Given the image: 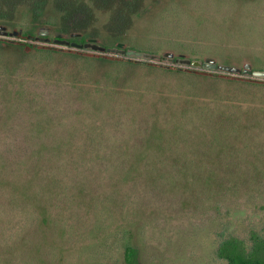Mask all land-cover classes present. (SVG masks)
Returning a JSON list of instances; mask_svg holds the SVG:
<instances>
[{
  "label": "rangeland",
  "instance_id": "rangeland-1",
  "mask_svg": "<svg viewBox=\"0 0 264 264\" xmlns=\"http://www.w3.org/2000/svg\"><path fill=\"white\" fill-rule=\"evenodd\" d=\"M0 27V264H228L264 234V80L52 42L264 70V0H0Z\"/></svg>",
  "mask_w": 264,
  "mask_h": 264
},
{
  "label": "water",
  "instance_id": "water-1",
  "mask_svg": "<svg viewBox=\"0 0 264 264\" xmlns=\"http://www.w3.org/2000/svg\"><path fill=\"white\" fill-rule=\"evenodd\" d=\"M3 30L2 34L6 35L8 32L4 30L3 27H0ZM10 35H15V33H11ZM59 44L62 45H71L80 49H90L94 51L105 52L109 54H116L130 58H137L139 60L145 61H162L169 65H176L180 67L192 68L195 70H209V71H220L224 73H242L243 75H249L256 79L264 80V70H251V66L249 64L244 65V69L240 70L237 67H232L227 64H217L216 60L211 57H206L203 60L191 59L185 57L184 55L174 56L171 53H164L162 55H157L154 53L136 51L125 48V46L121 43H117L113 47H103L100 44L92 41H87L83 44H77L75 42L69 43L66 40L59 41Z\"/></svg>",
  "mask_w": 264,
  "mask_h": 264
},
{
  "label": "trees",
  "instance_id": "trees-1",
  "mask_svg": "<svg viewBox=\"0 0 264 264\" xmlns=\"http://www.w3.org/2000/svg\"><path fill=\"white\" fill-rule=\"evenodd\" d=\"M23 38H32L22 35ZM26 50H34L31 43H19ZM200 74V72H199ZM218 256L228 264H264V234L252 232L248 242L236 236H229L223 240L218 248ZM126 264H136L137 251L133 246H126L124 250Z\"/></svg>",
  "mask_w": 264,
  "mask_h": 264
},
{
  "label": "flooded vegetation",
  "instance_id": "flooded-vegetation-1",
  "mask_svg": "<svg viewBox=\"0 0 264 264\" xmlns=\"http://www.w3.org/2000/svg\"><path fill=\"white\" fill-rule=\"evenodd\" d=\"M51 30H49L48 28H40L39 32H38V35H41V39L45 40V41H49L50 38L48 37L49 34H50ZM11 34V33H10ZM80 35L78 33H72L69 37L61 34V33H58L56 32L53 36V39H52V42L55 43V44H59L58 42L59 41H63V40H66L68 41L69 43H72V42H75L77 44H83L85 42H82L80 41ZM89 41H92V40H89ZM92 42H95L94 40ZM59 45H62V44H59ZM62 46H66V47H73L71 46L70 44L69 45H62ZM73 48H76V47H73ZM127 48V47H125ZM76 49H80V48H76ZM128 49V48H127ZM218 64V63H217ZM220 64V63H219ZM245 64H249L251 66L250 63H244L242 67H239V66H234V65H230L232 67H237L239 68L240 70H243L244 69V65ZM228 65V64H227ZM251 70H257V69H252V66H251ZM214 71H217V70H214ZM231 74H242L241 72L240 73H231ZM243 75V74H242ZM244 76H248V77H251L249 75H244Z\"/></svg>",
  "mask_w": 264,
  "mask_h": 264
}]
</instances>
